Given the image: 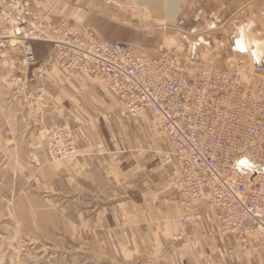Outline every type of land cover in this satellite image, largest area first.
I'll return each mask as SVG.
<instances>
[{"label": "rangeland", "instance_id": "374dc122", "mask_svg": "<svg viewBox=\"0 0 264 264\" xmlns=\"http://www.w3.org/2000/svg\"><path fill=\"white\" fill-rule=\"evenodd\" d=\"M49 5L58 22L127 43L139 55H172L189 75L259 64L243 45L264 44V0L199 1L182 25L153 22L152 6L126 9L118 0ZM30 45L34 64L25 60L27 45L0 47V264H177L178 256L164 261L151 245L205 243L182 239L179 219L158 218L172 209L168 196L179 187L168 139L152 115L127 116L102 83L54 65L52 45ZM55 80L74 83L78 100L63 90L69 104L45 115L40 99Z\"/></svg>", "mask_w": 264, "mask_h": 264}, {"label": "built area", "instance_id": "2783aa9c", "mask_svg": "<svg viewBox=\"0 0 264 264\" xmlns=\"http://www.w3.org/2000/svg\"><path fill=\"white\" fill-rule=\"evenodd\" d=\"M0 21V47L52 45L54 65L102 83L127 116L151 112L168 136L173 178L217 211L213 233L234 236L242 251H264V64L189 75L167 54L146 57L90 29L50 24L27 0H0ZM25 59L35 63L31 50Z\"/></svg>", "mask_w": 264, "mask_h": 264}, {"label": "crops", "instance_id": "0c3cea01", "mask_svg": "<svg viewBox=\"0 0 264 264\" xmlns=\"http://www.w3.org/2000/svg\"><path fill=\"white\" fill-rule=\"evenodd\" d=\"M118 1L122 4V8L126 9H148L147 7L152 6L151 9L156 11L155 14H152L153 18L150 16L152 21L155 20L159 23L160 20H163L167 22L168 25H182L184 23L181 20H187L188 12H190V10H194L192 7L193 4H197L199 1L202 2L203 0H190L193 2L191 5L189 4V0H173L170 3L172 6H169L168 8L170 11L169 15L164 7L165 3L162 1L148 2L149 4L147 6L139 4L140 2L138 0ZM27 2L41 16H46L47 21L50 24H56V22L58 23L60 20L58 16L52 15V11H50L51 9L49 8V0H27ZM173 15L174 21L170 22V20H168V16H172L173 18ZM77 86V90L79 91H87L92 88L89 84H85L84 86L77 84ZM75 89L76 86L74 83H66L65 85V83L61 84L57 80L47 82L44 87V97L40 99V105L42 106L41 109L43 113L45 112V115L56 114L58 116L61 112L60 106L62 102L66 101L69 104L68 100L61 98V91L65 90V92L70 93V97H67V99L72 102L78 100V97H76L75 93L72 92ZM35 90L37 91L38 89ZM168 198L174 200L170 205L172 209H164L165 211L158 212L159 216L155 215V222H157L156 225L158 224L157 216L165 222L168 219H171V221L179 219L181 227L179 226L178 232H182V239L189 240L197 239L199 237L205 240V243L203 241L200 243H193L191 240H182L184 244L180 248L181 250H179V247L176 245L173 246V244L172 246H168L166 242L164 244L158 242L151 245V248L154 247L159 251H163L159 255L164 258V261H168L171 257L176 255L178 256V259H176L177 264H264V252L251 250L242 251L238 241L232 236L219 238L207 234L210 229L218 225V218L216 211L211 209L204 200L188 199L177 187H172V193L169 194ZM183 246L188 247L184 248ZM166 250H170V252H167ZM227 250L229 252L233 251V253L231 257L225 258Z\"/></svg>", "mask_w": 264, "mask_h": 264}, {"label": "bare ground", "instance_id": "6f19581e", "mask_svg": "<svg viewBox=\"0 0 264 264\" xmlns=\"http://www.w3.org/2000/svg\"><path fill=\"white\" fill-rule=\"evenodd\" d=\"M140 2H142V3H144V4H147L148 2H150V1H153V0H139ZM162 2H164L165 3V8H166V12H167V14L169 15L170 14V11L168 10V8H169V6H172V5H170V3L173 1V0H161ZM30 6V5H29ZM31 7V6H30ZM31 9L32 10H34L32 7H31ZM178 10V9H177ZM35 11V10H34ZM35 12H37V11H35ZM165 12V11H164ZM38 13V12H37ZM38 15L39 16H41L39 13H38ZM177 15V14H176ZM41 17H46V16H41ZM168 20H170V22H173L174 21V15H173V18H172V16H168ZM58 23H60V22H58ZM57 24V23H56ZM2 25V22L0 21V26ZM114 43V42H113ZM117 43H120V42H117ZM24 45H27V47L29 48V51L31 50L32 51V48H31V45H29V44H24ZM243 47H244V49L246 50H249L250 51V53H252L253 55H254V57H253V55H252V58H254L255 59V61H256V63H259V65H260V63H262V61L264 60V44H262V45H257V44H255L254 43V41H253V43H245L244 42V45H243ZM27 53V52H26ZM33 53V52H32ZM34 54V53H33ZM168 55V54H167ZM24 56H25V53H24ZM168 56H172V55H168ZM35 57V56H34ZM172 57H174V56H172ZM26 60V59H25ZM27 62V61H26ZM214 69V68H213ZM216 69V68H215ZM216 70H218V69H216ZM218 71H220V72H223V73H226L227 71H221V70H218ZM219 72V73H220ZM124 111V110H123ZM147 113H149V114H151V112H149V111H147ZM152 115V114H151ZM152 117L154 118V120L158 123V121L156 120V118L152 115ZM158 125H159V123H158ZM159 127H160V125H159ZM161 128V127H160ZM161 130H162V128H161ZM163 131V130H162ZM163 133L165 134V136L166 137H168L167 136V134L163 131ZM168 139V138H167ZM168 142H169V140H168ZM169 158V157H168ZM171 159V158H170ZM243 163L244 164H246V162H244L243 161ZM176 182H177V180H176ZM177 185H178V187H179V189H180V191H181V193L183 194V195H185L186 196V198H188V199H202V200H204L206 203H207V205L210 207V205L208 204V201H207V199L205 198V197H196V198H191L190 197V195H188V194H185L182 190H181V186L178 184V182H177ZM211 209H213L212 207H210ZM213 210H215V209H213ZM216 211V210H215ZM216 213H217V211H216ZM218 216V215H217ZM218 218V217H217ZM219 228V221H218V225L216 226V227H214V228H212V229H210L208 232H207V234H209V235H212V236H216V237H218L216 234H214L213 233V231L214 230H217ZM228 236H232V235H228ZM228 236H226V237H228ZM232 237H234V236H232ZM219 238H225V237H219ZM235 238V237H234ZM236 239V238H235ZM237 240V239H236ZM238 241V240H237Z\"/></svg>", "mask_w": 264, "mask_h": 264}]
</instances>
